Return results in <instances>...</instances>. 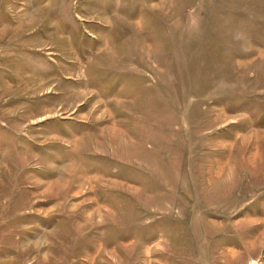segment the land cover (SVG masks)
<instances>
[{
  "label": "rangeland",
  "instance_id": "obj_1",
  "mask_svg": "<svg viewBox=\"0 0 264 264\" xmlns=\"http://www.w3.org/2000/svg\"><path fill=\"white\" fill-rule=\"evenodd\" d=\"M0 264H264V0H0Z\"/></svg>",
  "mask_w": 264,
  "mask_h": 264
}]
</instances>
